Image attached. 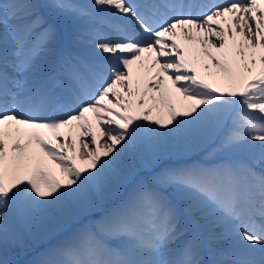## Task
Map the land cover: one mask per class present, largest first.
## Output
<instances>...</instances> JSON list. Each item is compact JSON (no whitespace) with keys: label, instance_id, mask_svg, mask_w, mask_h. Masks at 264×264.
Returning <instances> with one entry per match:
<instances>
[{"label":"snow or ice","instance_id":"1","mask_svg":"<svg viewBox=\"0 0 264 264\" xmlns=\"http://www.w3.org/2000/svg\"><path fill=\"white\" fill-rule=\"evenodd\" d=\"M26 236L29 264H264V0H0V264Z\"/></svg>","mask_w":264,"mask_h":264},{"label":"bare ground","instance_id":"2","mask_svg":"<svg viewBox=\"0 0 264 264\" xmlns=\"http://www.w3.org/2000/svg\"><path fill=\"white\" fill-rule=\"evenodd\" d=\"M83 1V0H80ZM80 30L84 31L85 33L87 32V28H79ZM62 45V49H57V55L56 57L53 58H46L47 60H49L50 62H52L53 66L58 63L59 61V53H60V59L66 55V54H70L76 57H79L81 59H90L92 57V54L94 52V46L90 40V38L85 34L83 35L80 39H78L77 41L73 42V43H69L67 41V39L65 38L64 40H62V42L60 43ZM65 44L67 45H72V48L74 49H67L65 48ZM79 50L80 52H76V54L74 53V51ZM147 143V142H145ZM214 147V145L212 146H208L205 149L199 151L198 153L193 154L194 155V159L201 161L202 160H206L208 159V152L211 151V148ZM127 159H131V156H126V160ZM188 160L189 158L187 156H179V155H168L165 154L163 156V162L167 163L169 161H177V160ZM140 174L147 176L148 175V169L146 168H141L139 169ZM26 244L27 247L24 249H19V248H14L11 249L7 256L6 259L9 261V264H29L30 261H32L36 255H38V251H42L44 249V247H46V240L41 238L38 239H33L32 236H26ZM32 244L37 245L32 246Z\"/></svg>","mask_w":264,"mask_h":264},{"label":"rangeland","instance_id":"3","mask_svg":"<svg viewBox=\"0 0 264 264\" xmlns=\"http://www.w3.org/2000/svg\"><path fill=\"white\" fill-rule=\"evenodd\" d=\"M77 2H80V3H90L91 0H83V1L77 0ZM81 25H85L86 27H88V25H87L86 23H83V24H77V25H75L74 27H79V26H81ZM32 246H35V247H36L37 245L32 244Z\"/></svg>","mask_w":264,"mask_h":264}]
</instances>
